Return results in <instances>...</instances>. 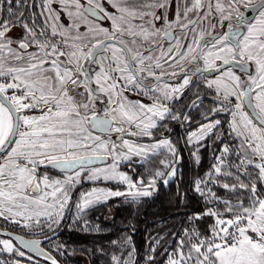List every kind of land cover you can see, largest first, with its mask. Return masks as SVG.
Instances as JSON below:
<instances>
[{
	"label": "snow or ice",
	"instance_id": "obj_1",
	"mask_svg": "<svg viewBox=\"0 0 264 264\" xmlns=\"http://www.w3.org/2000/svg\"><path fill=\"white\" fill-rule=\"evenodd\" d=\"M5 2L7 17L0 16V220L27 232H54L73 208L77 186L98 181L124 185V191L93 186L79 193L73 223L92 231L89 211L110 198L136 202L151 196L157 181L167 185L180 157L170 138L154 137L161 128L171 131L166 121L182 127L190 123V114L181 121L173 107L195 77L214 94L212 107L202 114L206 122L187 134V144L197 146L195 162H200V148L208 146L203 142L225 123L215 118L222 113L230 117L228 137L236 144L224 142L222 131L216 135L222 146L215 163L194 181L205 209L188 217L192 227L172 234L164 248L165 264H264V0H175L171 18L172 0H107L112 11L102 0H86V5L40 0L42 25L35 12L29 24L19 11L28 0ZM28 6L36 8V0ZM242 6L258 13L254 22ZM17 26L23 28L19 38L9 35ZM165 76L180 82H166ZM198 100L199 93L189 107H198ZM162 150L171 159H159L161 168L149 167L164 155ZM133 157L146 167L147 183L143 176L133 179L119 170ZM209 185L229 195L220 196ZM204 217L212 219L207 232L194 224ZM94 230L101 231L98 225ZM13 239L58 264L40 241ZM162 239L150 243L146 264H156ZM110 243L120 251L111 255V264H136L130 236ZM20 248L0 239V252L24 257Z\"/></svg>",
	"mask_w": 264,
	"mask_h": 264
},
{
	"label": "rangeland",
	"instance_id": "obj_2",
	"mask_svg": "<svg viewBox=\"0 0 264 264\" xmlns=\"http://www.w3.org/2000/svg\"><path fill=\"white\" fill-rule=\"evenodd\" d=\"M81 1H84V0H81ZM39 2H40V0H36L37 7L34 10H35V13H36L37 18H38L37 23L42 25L43 24V18L40 17V15H39V13H40V8L38 6ZM102 2L104 3V6L106 8H108L109 11H112L111 7L107 4V0H102ZM54 6L57 8L59 7V5H54ZM0 7H1V10H0L1 15L7 17V5H6L5 0H0ZM24 10H25V7L19 9L20 12H24ZM158 14H159V12H158ZM62 19H64L65 23H68V21L65 17L62 16ZM26 22H28V20ZM253 22H254V20H253ZM97 23H100V24H102V26L107 27V23H109V22L105 21L103 23H101V22H97ZM81 30L83 31V28ZM178 33L180 35V32H178ZM9 35L19 38L20 36L23 35V28L20 26H17L16 28L13 29V31L11 33H9ZM188 35H193V34L191 32H189ZM13 46H15V45H13ZM133 95H135V94H133ZM131 97H130V99H132ZM135 100H138V99H135ZM229 118L230 117H228V119ZM216 135H217V133H215L213 135V137H215ZM127 138L134 140V141L138 140V138H135V137H127ZM227 138H228V135H227ZM141 139H143V138H141ZM228 142L229 141L227 139L226 143H228ZM207 143H208L207 144L208 149L211 150L212 152H214L217 148V140L214 139V142H212V140H210ZM235 144H236V141L233 140V143L231 145H235ZM193 145L195 146L194 147V151H195L197 146L195 144H193ZM202 148L203 147H201L200 150ZM162 151H164V155L159 156V158L157 159V163L152 164L149 167L161 168L162 166L159 165V163H158L159 159H164L166 156L169 159H171V157L168 155V153L165 150H162ZM198 156L200 159V151L198 153ZM232 158H235V157H232ZM194 160H195V158H194ZM107 163H111V161L108 160ZM107 163H105V164H107ZM214 163H215V159L213 161V164ZM105 164L95 165L92 167H103ZM139 164H141L139 162V158L133 157L132 161L122 163L119 170L129 174L131 177H133V179H138V178H140V176H143L145 183H147L149 174H148V171H146V167L141 164V171L140 172H136V169H134V166L139 165ZM41 171H42V169H41ZM205 175H206V173H203L201 176H199V178H204ZM220 179L223 180L224 178L221 177ZM231 182H234V181H231ZM85 184H87L88 186L81 187L80 191L78 193H76V192L73 193V195H76V198H74V200H73V208L66 212V214H67L68 212L71 211V213L69 215V222L67 225V231H65V232H67V234L69 236L65 235L66 239L63 242H60L56 238L58 231L65 230L62 228V226H60L54 232L49 231L47 228H45L43 230V232H40L39 230L29 232V235H33L32 237H29V238H37V239H41L42 241L46 242L45 246H43V249H45L51 256H53L58 261V264H68V262L65 260L67 257L74 259L78 264H111V259H110L111 255L113 253L120 254V251H119V248L111 245L110 242L112 240L121 239L118 237L123 238L127 235L119 234L117 237H111V236H107L105 234L100 235L99 233H97L94 230L97 225H96V223L90 222V217H92L94 220L101 219L104 222L110 223L114 219L115 215L120 214V211L117 209L118 207L122 206L123 210H126V212L124 213V214H126V213H128L130 208L124 207V206H126V205L131 206L130 204L138 203L140 200L147 198V197H141L136 202H133L131 200V198H125V197L110 198L107 201V203H109V205L107 206L106 210L104 209L102 212L101 211H92V212L89 211V213L87 215V219L89 221L88 226H89V228H91L93 230L88 231V230H84V225L82 222L73 223L74 202L76 201V199H78L79 193L81 191H87L90 188H92L93 186L110 188L112 190L119 189L122 191L126 190V188L124 185H119V184L114 183V182H107L106 183L104 181H98L96 183V185H93L90 182H84L82 185H85ZM106 184H110V185H106ZM157 184H158V181H157ZM209 186L212 188L213 191H215L220 196L229 195L222 188L217 187L214 189L213 187H215V185H209ZM260 187L264 188V185H261ZM216 189H218L219 191H216ZM193 190H194V184H193ZM196 194H198V193H196ZM117 204H120V205L117 207ZM210 220L212 222L211 218H210ZM0 221L4 222L3 220H0ZM123 222H124V220H123ZM9 226H10V231H12L13 228L18 229L19 231H25V230H21L20 228H18L16 226L13 227V225H11V224ZM125 227H127V226H125ZM207 228H208V225H207ZM183 230L184 229H182L180 231V233H182ZM78 231H81V232L79 233ZM165 232L156 233L153 237H151L150 243H154L156 239H160V237H163L162 235ZM42 237H44V238H42ZM47 238H48V240H47ZM0 239H9V238H6L4 236H0ZM169 243H170V238L166 239L164 242L161 241L160 245L158 246V252H160L159 256L164 257V260L161 264H165L166 255L164 254V248L167 247ZM13 244H14V247L18 248L14 242H13ZM148 246L150 247V244H148ZM174 246L175 245L173 244V247ZM149 247H148V249H149ZM130 250H131V247L125 249V251L123 253V258L127 257V252ZM90 258H92V259H90ZM14 260L20 261V264H49V262L46 260H41L39 258H35L33 256L26 254V253H25L24 257H19V256H15L14 254H9L6 252H0V262H3V264H12V262ZM156 261H158L157 258H156Z\"/></svg>",
	"mask_w": 264,
	"mask_h": 264
},
{
	"label": "trees",
	"instance_id": "obj_3",
	"mask_svg": "<svg viewBox=\"0 0 264 264\" xmlns=\"http://www.w3.org/2000/svg\"><path fill=\"white\" fill-rule=\"evenodd\" d=\"M227 139H229V137L227 138L226 136L225 140ZM154 159L157 160V158ZM188 161V158L182 159L181 169L175 182L170 183L167 187H163L159 184L156 186L157 188L151 196L140 200L138 203L130 204L131 206H124L130 208L128 213L124 214L126 210H123L122 206L118 207L120 204H117V209L120 211V214L115 215L110 223L104 222L101 219L94 220L90 217V222L96 223L101 229V231L96 232L100 235L105 234L111 237H117L119 234L130 236L132 238V246L137 250L134 257L136 264H146L145 255L148 251V244H150L151 237L158 232L162 233L166 231L162 235L164 239L161 241L164 242L166 239L170 238L171 242L172 234H178L182 229L193 226L188 221L190 215L202 212L205 209L203 198L193 190L195 179L201 175L198 173L195 165L193 170L188 167ZM82 186L86 187L88 185L85 184ZM80 188V186L77 187L75 192L78 193ZM213 188L215 189L217 187L215 186ZM216 191L219 190L216 189ZM74 198H76V195H73V200ZM108 205L109 203L100 205L90 212H102L104 209L106 210ZM210 206L211 205H208V207ZM70 213L71 211L65 215V219L61 225L65 230L58 231L56 235L57 240L60 242L66 239L65 235L69 236L65 231H67ZM209 223H211L210 217H204L202 220L194 222L195 226L202 232H207V225ZM0 228L10 230V226L4 224L2 221H0ZM12 231L25 237L29 236V232L19 231L16 228H13ZM78 232L80 233L81 231ZM159 254L160 252L158 251L155 254L158 259L156 264H161L164 260V257L159 256ZM65 260L68 264H78L72 258L67 257Z\"/></svg>",
	"mask_w": 264,
	"mask_h": 264
},
{
	"label": "flooded vegetation",
	"instance_id": "obj_4",
	"mask_svg": "<svg viewBox=\"0 0 264 264\" xmlns=\"http://www.w3.org/2000/svg\"><path fill=\"white\" fill-rule=\"evenodd\" d=\"M32 0H28V5H31ZM82 4L86 5V1H81ZM26 5L25 6V10L24 13H26V21L28 20L27 23L31 24L32 22V14L33 12H35V8H32L30 6ZM1 10V7H0ZM14 10L15 6H14ZM242 11H244V7L241 8ZM175 11V0H172V6L169 9V17L171 18L174 14ZM257 12L255 14H253L251 17H248L247 14L246 17L250 20L253 21L254 17L256 16ZM0 16L1 12H0ZM6 18V16H3ZM97 22H105L102 18L100 17H96V18H92ZM160 26V25H158ZM107 27H110V23H107ZM179 29L177 28L175 30V34L179 35ZM192 35H189V37H191ZM163 46L165 48L168 47V43L167 42H163ZM157 55L159 54L158 52L156 53ZM190 67V66H189ZM190 74V73H189ZM207 75V74H206ZM212 76H214L215 74H211ZM211 78V77H210ZM164 80L166 82L169 83H179V80H175L173 81L171 77L165 76ZM197 93H199V100L198 102V107H194V108H190L189 105L192 104L193 100H197ZM126 95L129 96V98L131 97L132 100L138 99L144 102V103H150L149 100H147L146 98L142 97V96H138V95H133L132 93H126ZM213 95L212 93L209 92V90L204 88L203 85V80L201 78H193V83L189 86V90H185V93L183 95V97L181 98V100L179 101H175L174 102V107H173V111L174 112H178L181 116V121L183 120V116L184 114H190L191 120L190 123H185L183 125V127L181 126L180 122H176V121H166L165 123H167L171 129V131H167L163 128L159 129V131H156L155 140H159L163 137H168L171 139L172 143L174 144V146L177 148L180 160L179 163L177 165V172L175 175V178L173 180V182L176 181L177 177H178V173L181 169V164H182V159L183 158H188L189 159V163H188V167L191 168L192 170L194 169V165L198 170V173H200V175H202L203 173H207L211 170L212 168V164L215 158V155L219 154V148L222 146L221 142L217 141V148L214 152H212L211 150L208 149V147H203L200 150V162L199 164L195 163L194 161V157L192 155V152H194V145L189 146L186 142V138H187V134L195 129H197L199 127V125L201 123H205L206 121L203 119V113H206L210 110V108L213 105ZM134 96V97H133ZM215 118H219L223 121H225V123L223 124L222 128L219 129L216 133L217 135L220 134V132H223V141L226 142L225 137L228 135V125L226 123L227 119H228V115L227 113H222L220 114L218 117ZM195 127V128H194ZM99 134V133H97ZM113 138H115V135H113ZM214 139H216L215 137H211L210 139H207L204 141V144H208L207 142L212 140V142H214ZM141 143H150L152 142L151 140H149V138L145 137L143 139H139L138 140ZM228 143L232 144L233 140L228 139ZM177 143V144H176ZM179 144V145H178ZM166 151V150H165ZM234 157V156H233ZM157 159L159 157H156ZM232 158V157H230ZM107 163V161L105 162ZM104 163V164H105ZM133 168V167H132ZM134 169H136V172H140L141 169V164L139 165H135ZM43 171V169H42ZM52 174L55 175H59V174H63L62 172H58L55 170H49ZM171 182V183H173ZM162 185L160 181H158V185ZM80 187H83L82 184L79 185ZM78 186V187H79ZM163 186V185H162ZM168 186V185H167ZM167 186H163V187H167ZM157 188V187H156ZM4 224H7L5 222H3ZM63 223V221H62ZM61 223V225H62ZM10 225V224H7ZM33 235H29L28 237H32ZM27 237V236H26ZM44 241L41 240V247L43 248V246H45ZM25 253V252H24Z\"/></svg>",
	"mask_w": 264,
	"mask_h": 264
},
{
	"label": "water",
	"instance_id": "obj_5",
	"mask_svg": "<svg viewBox=\"0 0 264 264\" xmlns=\"http://www.w3.org/2000/svg\"><path fill=\"white\" fill-rule=\"evenodd\" d=\"M243 12H244L245 14H247L248 17H251L253 14L256 13V11L252 10L251 8H244V11H243ZM105 162H106V161H104V162H100V163L95 164V165L104 164ZM95 165H92V166H95ZM55 171L60 172V170H55ZM174 178H175V177H174ZM174 178H173L172 180H170L169 183H168L167 185H169L171 182H173ZM160 182H161V184H162L163 186H167V185H165V184L163 183L162 180H160ZM0 233H7L8 235H0V236H4V237H6V238H9L10 240H12V241L16 244V246H17L18 248H20V245L17 244V243L15 242V240L13 239L14 237H21V238H23L25 241L38 240V241L41 242V239L25 237V236H23V235H21V234H19V233H16V232H13V231H10V230H7V229H2V228H0ZM40 247H41V244H40ZM41 248H42V247H41ZM20 250L24 251L26 254H28V255H30V256H33V257H35V258H39V259H41V260H46V261H47V259H46L44 256H38L34 251H30V250L27 249V248H20ZM43 250H44V252H46L47 254H49L45 249H43ZM49 255H50V254H49Z\"/></svg>",
	"mask_w": 264,
	"mask_h": 264
},
{
	"label": "crops",
	"instance_id": "obj_6",
	"mask_svg": "<svg viewBox=\"0 0 264 264\" xmlns=\"http://www.w3.org/2000/svg\"><path fill=\"white\" fill-rule=\"evenodd\" d=\"M53 175H55V174H53ZM57 176H63V174H59V175H57ZM5 222V221H4ZM14 227H15V225H13ZM17 227V226H16ZM24 232H26V231H24Z\"/></svg>",
	"mask_w": 264,
	"mask_h": 264
}]
</instances>
